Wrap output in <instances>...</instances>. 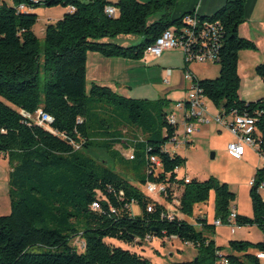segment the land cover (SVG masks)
Masks as SVG:
<instances>
[{"label":"trees","instance_id":"trees-1","mask_svg":"<svg viewBox=\"0 0 264 264\" xmlns=\"http://www.w3.org/2000/svg\"><path fill=\"white\" fill-rule=\"evenodd\" d=\"M176 0H0V153L8 158L12 210L0 215V264H154L144 253L117 245L148 242L146 237L175 236L197 249V264H264V163L251 184L252 215L229 220L236 193L215 177L191 178L179 169L186 157L166 148L178 135L170 121L175 103L125 96L112 86L92 81L87 87V52L106 57L142 58L145 48L167 28L181 30L185 17H173ZM62 5V17L46 26L44 44L34 31L39 6ZM117 9L115 15L106 11ZM23 6V7H22ZM197 29L205 22L218 26L216 49L220 64L215 78H196L202 93L225 112L256 119L258 150L264 154V97L242 100L238 62L242 49L256 44L241 36L243 0H228L212 15L196 14ZM139 33L136 45L106 40ZM199 33V31H198ZM201 33V31H200ZM209 42V38H206ZM264 82V57L256 65ZM173 107V106H172ZM42 109L52 121L41 124ZM223 112V111H222ZM132 150L127 157L116 147ZM174 146V145H173ZM99 148L121 167L95 157ZM155 156L160 164L151 161ZM164 186L162 201L146 190L148 182ZM177 186V187H176ZM215 191V220L236 226L256 225L263 238L230 239L228 253L215 240L216 224L200 214L197 204ZM176 190L179 205L169 216ZM98 201L99 208L93 207ZM141 209L134 214L132 204ZM152 204V209L148 206ZM185 215V216H184ZM172 239V238H170ZM36 248H39L36 250Z\"/></svg>","mask_w":264,"mask_h":264},{"label":"rangeland","instance_id":"rangeland-1","mask_svg":"<svg viewBox=\"0 0 264 264\" xmlns=\"http://www.w3.org/2000/svg\"><path fill=\"white\" fill-rule=\"evenodd\" d=\"M147 1V0H139ZM66 11V7L62 5L39 6L36 8L38 20L34 25V31L40 39L43 46L46 26L50 22H54L61 18ZM106 40L116 42L120 45H136L143 40L139 33H123L117 37H108ZM249 50V51H248ZM264 51H254L252 49H242L240 51L238 71L240 75V84L238 93L242 100L247 102L257 100L264 97V82L259 75L256 74L255 67L263 61ZM115 57H106L98 51L89 50L87 52V87L89 89L91 82L96 81L114 87H122L120 91L125 96L136 98H149L151 100L160 97L171 98L173 102L188 97L189 86L191 81L185 78V54L181 47L170 49L163 53L161 59L153 60L152 56L142 58H128L133 61L125 66V64H117L111 62ZM153 60V61H152ZM116 64V66H114ZM191 71L198 79L215 78L219 74L220 64L216 61L206 59L204 61L192 60L190 63ZM121 72V79L111 80L104 83L103 80H94L96 77H105L109 79L114 71ZM167 68L173 69V75H167ZM169 80L170 82L168 83ZM174 81L173 84L171 81ZM105 81V80H104ZM109 81V80H106ZM112 85V87H113ZM208 112L217 114L223 111L222 105H216L208 98H205ZM174 103V104H175ZM173 104V105H174ZM172 105V106H173ZM174 113L179 121L178 133L179 142L184 137V125L182 123V115L177 108H173ZM234 139L233 134L227 126L219 127L216 123L201 125L189 135V142L173 146V142H168L166 148L171 152H176L186 157V163L179 170V175H187L191 178L208 179L215 177L220 182H227L232 191L236 193V200L232 203V207H236L237 211L251 216L252 203L250 198L251 184L250 180L258 167L264 163V158L254 147L247 146L245 154L241 158L232 156L228 149V143ZM117 148L124 153L128 152L123 149L121 144L116 145ZM91 153L111 167L120 170L118 166L103 149L94 148ZM10 164L7 157L0 153V215L9 214L12 210L11 199L9 195V174ZM177 193L180 190H176ZM264 197V191L262 190ZM152 196L162 201L161 195L152 193ZM134 214L141 212L140 206L134 202L132 204ZM208 217L210 222L215 221V191L212 188L209 199L206 202L197 204L195 214L193 216H185L189 221L195 223L197 215ZM218 227V244L223 245L222 253H228L231 249L228 246L230 239H248L257 242L262 239L263 233L256 225L240 226L236 225L235 231H231V224H220ZM117 245L127 247L144 253L154 264H197L193 261L197 255V249L193 245L185 243L180 239L170 240L166 238L165 243L160 238L152 241L143 242L138 245H130L116 238H106ZM39 248H36L38 250ZM264 263V259L262 260Z\"/></svg>","mask_w":264,"mask_h":264},{"label":"built area","instance_id":"built-area-1","mask_svg":"<svg viewBox=\"0 0 264 264\" xmlns=\"http://www.w3.org/2000/svg\"><path fill=\"white\" fill-rule=\"evenodd\" d=\"M23 7V6H22ZM106 11L109 14L115 15L117 9L114 5H108ZM196 12L189 13L186 15L185 20L188 25L183 26L181 30H177L173 27L167 28L164 30L156 40L148 45L143 53V57H159L162 53L168 49L181 47L184 50L186 63H190L192 60L204 61L210 59L216 61L218 58L216 42H217V33L218 26L212 22H205L204 26L201 29H197V19ZM199 31V33H198ZM201 31V33H200ZM206 38H209V42L206 41ZM168 72H171V69H168ZM185 78L191 81L189 86L188 97L186 99H181L174 104V107L182 111V123L184 125V137L181 142H179V135L174 139V146L177 147L180 144H185L189 142V135L192 134L196 129L201 125L216 123L219 127L227 126L234 136V139L228 143L227 149L229 153L236 157L241 158L244 155L245 149L247 146L254 147L256 150L259 148V143L256 139L255 134L259 133L258 126L256 124L255 117L248 114L237 113L236 111L223 112L217 114H210L208 112V106L206 105L205 98L206 96L202 93L201 89L196 82L197 76L193 75L191 70L186 68ZM37 121L41 124H47L52 121V116L42 109L37 111ZM170 121L172 123L178 124L179 121L176 117V114L173 113L170 115ZM128 152L124 153L127 157L133 158L134 153L132 150H127ZM259 154L264 158V154L258 150ZM151 161L160 164V161L155 157L151 156ZM185 180L188 182L190 180L189 176L185 177ZM255 178L253 177L250 180V184L254 183ZM177 187V186H176ZM260 191H264V181H262L258 186ZM162 184L156 182H148L146 184V190L149 193H161L164 190ZM94 208H99L100 204L98 201L93 202ZM179 205L178 193L175 192L173 201L167 204L169 209V216H172V213L177 212V206ZM148 209H152V204L148 206ZM236 216L235 208L232 209L230 213L229 220H234ZM216 225L222 224L220 219L215 220ZM231 224V231H235V226ZM175 239V236L170 237ZM168 238V239H170ZM146 240L152 241L153 237L148 235ZM256 255L259 259H264V250L256 252Z\"/></svg>","mask_w":264,"mask_h":264},{"label":"crops","instance_id":"crops-1","mask_svg":"<svg viewBox=\"0 0 264 264\" xmlns=\"http://www.w3.org/2000/svg\"><path fill=\"white\" fill-rule=\"evenodd\" d=\"M227 1L228 0H176L172 16L178 17V16H180V15H182L188 11H194L200 15H212L218 8H220L222 5H224ZM243 1L245 3V20L239 26V33L241 36L249 38L255 42L256 48L252 49V50L264 51V0H243ZM173 49H176V48H173ZM169 50L170 49H168L166 51H169ZM163 53L159 57H152L153 60L161 59L163 57ZM111 58H113V57H111ZM127 59L128 58H126V57H115V60H110V61L117 63V64H125V66H126L127 64L133 62V61L127 60ZM114 66H116V64ZM124 68L125 67H123L120 71H119V69L114 71L112 76L111 77L109 76V79H107L105 77L106 75H103L102 77H96L94 80H103L101 82H104V83L110 82L109 84H112L111 80H119L122 78L121 72H122V70H124ZM185 68H188L189 70H191L190 65L188 63L185 64ZM168 69H171L170 73L168 72ZM173 72L174 71L172 68H167V70H166V74L167 75L169 74L170 76L173 75ZM192 74L195 75L193 72H192ZM106 80H109V81H106ZM169 80L166 79V81H168V83L170 82ZM171 82L173 84H177V83H174L173 80ZM113 88H115L119 92L122 90V87L118 88V87H114V85H113ZM173 108H174V105H173ZM179 111L182 115L183 114L182 111L181 110H179ZM244 154H245V152H244ZM235 209H236V207H235ZM237 212L242 213L241 210L237 211ZM218 227L219 226H216V234H215V240L217 243H218V241H217ZM237 227L239 228L240 226H237ZM239 229H243V228L240 227ZM170 240L173 241V239H170Z\"/></svg>","mask_w":264,"mask_h":264}]
</instances>
